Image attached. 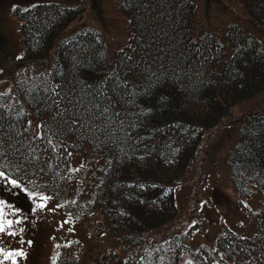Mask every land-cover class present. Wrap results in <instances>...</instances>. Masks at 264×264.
<instances>
[{
	"label": "trees",
	"instance_id": "1",
	"mask_svg": "<svg viewBox=\"0 0 264 264\" xmlns=\"http://www.w3.org/2000/svg\"><path fill=\"white\" fill-rule=\"evenodd\" d=\"M81 1L39 0L28 11L14 10L26 61L35 62L50 54L56 35L84 12ZM139 2L116 0L129 20V39L113 66L105 36L92 29L82 30L56 43L50 73L23 77L17 82L19 96L0 94V128L12 136L8 154L0 155V169H6L29 190L61 204L85 226L92 240L106 236L113 249L135 254L134 264H180L184 237H158L156 232L176 220L177 185L198 161L203 138L231 124L234 108L264 96V0H240L261 37L242 24L229 25L226 42L230 55L220 47L223 43L215 34L196 35V4L192 0H147L148 11L138 7ZM149 16L154 23L144 31L142 20ZM153 30L158 35H153ZM162 48L177 54L190 50L189 63L200 69L203 84L185 103L162 106L158 92L142 94L135 104L127 106L129 115L125 116L123 101L116 103L123 90L114 80H107V94L114 110L121 113L125 128L135 125L127 132L121 130L115 143L88 132L66 131L58 117L53 119L55 109L51 93L43 91L46 86L60 84L63 94L75 85L78 93L80 87L96 86L119 72L122 80L139 87L142 80L129 73L124 57L152 59ZM73 56L81 61L78 66H74ZM137 105L150 107L151 112L139 116ZM29 113L40 124L48 122L59 135L44 130L46 139H33L27 123ZM258 118L264 119V106L251 108L241 120L236 119L242 128L237 146L229 153V167L233 190L240 198L263 196L255 217L259 233L255 238H243L224 228L216 247L199 248L193 264H264V123ZM49 138L55 150L47 143ZM244 145L251 147V154L242 151ZM76 158L82 161L79 171L72 170ZM17 161L23 164L22 169L15 166ZM86 183L91 186L84 192ZM84 249L83 244L63 247L56 264H80ZM116 254L96 257L93 264H107Z\"/></svg>",
	"mask_w": 264,
	"mask_h": 264
},
{
	"label": "rangeland",
	"instance_id": "2",
	"mask_svg": "<svg viewBox=\"0 0 264 264\" xmlns=\"http://www.w3.org/2000/svg\"><path fill=\"white\" fill-rule=\"evenodd\" d=\"M192 1L196 4V35L206 32L215 34L223 43L226 55L231 54L226 42L229 25L242 24L261 37L240 0ZM38 3L39 0H0V94L19 96L17 82L23 77L50 73L53 69L56 43L82 30L92 29L105 36L111 66L115 64L117 53L128 42L129 20L117 7L115 0H82L80 5L85 9L84 12L68 28L56 35L50 54L45 59L28 62L25 60L26 53L14 10L18 7L30 8ZM263 106L264 96L234 108L233 116L228 122L231 124H227L234 126L222 127L217 133H208L203 138L198 161L178 183V218L166 234L183 230L187 236L185 247L180 252L181 264L194 261L200 247L215 246L224 227L246 238L257 235L255 213L260 209L263 196L255 195L247 199L236 196L231 187L228 153L237 145L242 128V124L237 125L236 119H240L251 108L260 109ZM29 121L31 132L35 135L40 131L37 128L40 122L33 113H29ZM79 160L81 159L73 160L72 170L80 168L82 161ZM100 166L101 163L93 170L92 180ZM90 170L92 174V169ZM90 186V183H86L84 192ZM71 195H74L73 189ZM0 199L6 200L13 210L18 211L23 221L14 225L17 236L0 234V247L5 250L23 249L26 253V258H17L18 264H56L60 249L71 242L83 244L85 247L79 256L81 264H92L94 258L109 256L113 251L117 254L107 264H132L130 254L113 249L106 236L100 241L92 240L85 226L75 222L61 204L51 198L43 202L46 207L40 209L36 204L41 201L34 203L25 191L5 185L0 186ZM9 218L14 217L9 215ZM154 234L151 236L153 239L157 237ZM160 236L163 235L158 237ZM21 240L24 243H20ZM29 240L32 241L31 246L27 244ZM3 264L10 262L4 261Z\"/></svg>",
	"mask_w": 264,
	"mask_h": 264
},
{
	"label": "snow or ice",
	"instance_id": "3",
	"mask_svg": "<svg viewBox=\"0 0 264 264\" xmlns=\"http://www.w3.org/2000/svg\"><path fill=\"white\" fill-rule=\"evenodd\" d=\"M137 6L143 8L145 11H148L150 8L147 0H140ZM25 11H28V9H25ZM142 23L144 31H147L154 23V18L149 16L142 20ZM153 35H158V33L153 30ZM191 43L195 45L196 41H192ZM148 47L151 48L152 45L149 44ZM220 47H223V45H220ZM121 52H123V49H121ZM195 52L200 53V49L195 48ZM72 59L74 66H78L81 63L76 56H73ZM124 59L129 62L127 65L129 73L134 75L137 80H142L139 87L136 84H130L127 79L122 80L119 72L113 77H107L104 82L96 86L86 85L80 87L78 93L75 91V85L72 91L63 94L60 84H56L51 88L46 86L43 91L46 95L49 92L51 93V105L55 109L53 119H57L58 117L60 124L66 131L88 132L96 138L103 136L107 141L115 143L120 138L119 134L121 130L127 132V128L134 127L135 125L129 124L125 128V121L121 119V113L114 110L115 104L112 101V97L107 94L105 87L107 80H114L117 86L123 90L117 94L116 103H120L121 100L123 101L125 116L129 115L127 106L135 104L136 97L142 94L147 96L158 92V102L162 106L169 102L183 104L186 97L193 95L203 84V81L199 79L201 76L199 67H194L189 63L191 59L190 50L177 54L171 50L166 51L162 48L155 53L152 59H149L147 56L142 57L138 61H133L131 56H125ZM105 100L107 103L104 102ZM137 108V115L139 116L151 112L150 107L144 109L137 105ZM261 122L264 123V119H261ZM27 123L28 127H31V121ZM37 128L42 131L37 132L33 139H46V131L50 132L52 136L59 135L58 130L50 128L48 122H42L37 125ZM0 132H4V135L0 136V155L6 156L12 136L2 128H0ZM23 134L21 133V135ZM47 143L55 150L52 139H47ZM242 151L251 154V147L244 145ZM15 166L23 168V164L20 161H17ZM74 171H79V169ZM5 185L10 186L12 189L25 191L34 203L37 200L41 201V203L36 204V207L40 209L46 207V204L43 202L50 199L46 195H40L29 190L21 181L10 175L6 169H0V186ZM9 215L14 218H9ZM22 222L18 211L13 210L6 200L0 199V234L17 236L18 233L14 225H19ZM20 232H23L22 228ZM20 243H24V241L21 240ZM27 244L31 246L32 241H27ZM0 258H2L0 264H3L4 261H9L10 264H18L17 258H26V253L23 249L5 250L3 247H0ZM187 264H193V261L189 260Z\"/></svg>",
	"mask_w": 264,
	"mask_h": 264
}]
</instances>
